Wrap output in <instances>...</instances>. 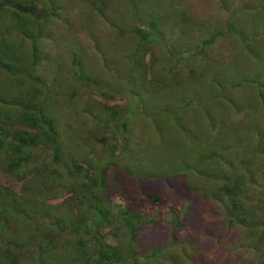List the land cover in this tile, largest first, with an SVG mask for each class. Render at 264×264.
<instances>
[{"label":"rangeland","instance_id":"rangeland-1","mask_svg":"<svg viewBox=\"0 0 264 264\" xmlns=\"http://www.w3.org/2000/svg\"><path fill=\"white\" fill-rule=\"evenodd\" d=\"M94 2L106 16L81 0H60V19L50 25L51 36L43 46L49 56L41 73L53 81L65 107L60 114L62 129L67 122L73 127L66 142H85L92 133V117L100 113L99 103L128 109L125 132L112 121L105 143L91 140L98 153L114 145L125 151L119 166L108 170L106 199L116 202L123 194L127 203L138 205L146 198L141 190L162 191L169 205L148 211L156 222L142 234L147 236L143 250L169 238L178 243L188 238L200 252L198 264H224L226 253L214 247L219 237L207 236L210 229L213 234L224 230L220 219L219 225L210 222L216 205L206 202L190 210L187 222L173 232L168 222L170 210L187 212L200 197L191 186L213 191L225 181L228 163H238L248 141L264 132L257 123L264 129V109L259 115L255 108L264 95V0H135V4L107 0L105 6ZM140 18L158 21L149 36L162 42L154 56L160 60L175 51L174 73V62L168 60L150 68L156 45L146 55L130 30L135 23L141 26ZM223 28L224 35L208 43L215 30ZM74 60L100 79L98 87L74 79ZM168 67L170 73L164 70ZM240 242L244 247L248 240ZM233 244L229 238L224 249H230L235 263L241 264L244 254L232 249Z\"/></svg>","mask_w":264,"mask_h":264},{"label":"trees","instance_id":"trees-1","mask_svg":"<svg viewBox=\"0 0 264 264\" xmlns=\"http://www.w3.org/2000/svg\"><path fill=\"white\" fill-rule=\"evenodd\" d=\"M81 1L106 16L94 0ZM99 1L104 6L108 3ZM61 11L60 0H0V77L4 78L0 80V264H198L200 252L188 238L181 243L169 238L143 250L147 236L142 234L156 222L148 211L169 205L162 191L141 190L146 198L138 205L127 203L123 194L116 202L106 199L108 170L119 166L125 151L114 145L98 153L91 140L105 143L112 121L125 132L130 124L128 109L99 103L100 113L92 117V133L85 136V142H66L72 124L67 122L62 129L60 114L65 107L57 99L53 81L41 73L49 56L43 48L51 36L49 27L59 21ZM140 24L130 30L140 39L139 49L146 55L156 45L154 56L162 42L149 36L158 21L140 18ZM224 30H215L208 43L224 35ZM161 58L154 56L150 68L168 60L174 62V73L178 54L173 51ZM72 64L75 80L91 88L99 86L100 79L82 63L74 60ZM164 70L170 73V67ZM154 79L152 76L151 81ZM255 108L260 115L263 94ZM84 111L92 116L91 110ZM253 138L239 162L228 163L224 182L211 192L191 186L200 197L191 202L188 211L170 210L168 224L173 232L187 222L190 210L206 202L216 205L218 211L215 217L210 215V222L219 225L220 219L224 230L213 234L210 229L207 236L219 237L214 247L226 253L224 264H236L231 250L224 249L229 238L234 240L232 249L235 246L244 254L241 264H264V132ZM240 240L248 242L243 247Z\"/></svg>","mask_w":264,"mask_h":264}]
</instances>
